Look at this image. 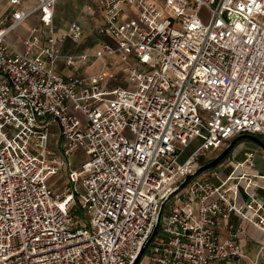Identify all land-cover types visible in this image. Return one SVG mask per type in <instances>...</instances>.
I'll return each instance as SVG.
<instances>
[{
	"label": "built area",
	"instance_id": "obj_1",
	"mask_svg": "<svg viewBox=\"0 0 264 264\" xmlns=\"http://www.w3.org/2000/svg\"><path fill=\"white\" fill-rule=\"evenodd\" d=\"M57 1L8 0L0 17V264H132L199 162L264 136V0H96L107 40L78 54L62 48L83 28L76 18L56 35ZM34 14L40 26L18 49L8 37ZM60 60L101 67L65 77ZM77 153L86 159L73 164ZM253 156L245 150L218 184L196 177L171 195L149 264H259L264 244L244 263L238 241L243 223L264 235Z\"/></svg>",
	"mask_w": 264,
	"mask_h": 264
},
{
	"label": "crops",
	"instance_id": "obj_2",
	"mask_svg": "<svg viewBox=\"0 0 264 264\" xmlns=\"http://www.w3.org/2000/svg\"><path fill=\"white\" fill-rule=\"evenodd\" d=\"M36 3H37V0H23L24 9L25 10L32 9L36 5ZM85 5L87 7H89L90 9L86 12V14L82 15L83 18H79L78 17L79 14H77V16H74L76 14V11H78L77 13H79L81 9H85V7H86ZM8 7H9L8 0H0V17L8 9ZM73 9H74V12H73ZM75 9H76V11H75ZM70 12H72V13L70 14ZM64 13H66V19L68 20V22L66 24H64L62 22V19H61V17L63 16ZM76 18L79 19L82 28H87V27H89L90 24L95 23V25H97L96 33L99 37V41H106L107 40L104 36H102L99 33V29L101 27L102 20L100 17V12H99L96 0H58L56 2V5H55L54 19H53L56 35L60 36V35L64 34L68 24L70 22H72L73 20H75ZM38 26H40L39 15L34 14L27 21H25L23 24H21L19 27H17V29L15 31H13V32H17V33L18 32L22 33L21 36L15 35V37L18 39L19 47L15 46V44H13V45L15 47H17L18 49H20L22 47V40L26 37L29 29L32 27H38ZM13 32L11 34H13ZM10 35H9V37H10ZM73 43L70 40H67L65 42V44L62 48V50L65 54H72L71 44H73ZM76 54H78V53H76ZM86 64L81 66L78 70H74L71 68H66L63 64V61L60 60L57 62L56 71H57V73L61 74L62 76H65V77L66 76L86 77V76L92 74V73L86 74L85 76H84V74H82V71H85V69L87 67ZM89 65H90V63H89ZM237 147L238 148L232 152L233 153L232 159L236 158L240 154L238 152L241 150H243L241 153L242 158H243V152L246 150L245 147H248L247 149L254 153L253 165H252L251 169L249 170L250 176L260 177V178L264 177V152L261 151V149L258 147L247 146V145H244V143L239 144ZM242 158L239 161H241ZM229 160L231 161V159H229ZM239 161H236V162H239ZM227 162L228 161L222 162L220 165L216 166L215 168L211 169L210 171H206V172L202 173L198 177L211 176V180L213 181V183L218 184L219 180H223L233 170V167L236 163L235 162L231 166H228ZM238 172H241V171H237L236 174ZM259 183H262V181H259ZM251 191L256 193L258 198L264 197V193H263V191H261V189H252ZM239 200L240 201L241 200L246 201V198H244V196L242 195V196H240ZM230 222L236 223V222H238V219L232 216L230 218ZM242 230L244 231V233H241L239 235L238 241H239L241 249L244 253V249L246 247L245 235L247 232H249L250 234H252L255 237H261L264 235L247 223L242 224ZM227 235H228L227 229L223 228L221 233H220V236L222 238H224ZM261 245L262 244L258 243L257 250ZM257 250L255 251L253 258H250L247 256V258L243 262L247 263V262H250L251 260H253L256 256Z\"/></svg>",
	"mask_w": 264,
	"mask_h": 264
},
{
	"label": "rangeland",
	"instance_id": "obj_3",
	"mask_svg": "<svg viewBox=\"0 0 264 264\" xmlns=\"http://www.w3.org/2000/svg\"><path fill=\"white\" fill-rule=\"evenodd\" d=\"M76 11V9H75ZM73 12H74V9H73ZM78 11H76V14L74 16H77V13ZM72 12H70L71 14ZM202 16H206V12L203 11L201 13ZM79 18H83V16L81 15L78 16ZM62 19V22L64 24H66L68 22V20L66 19V13L63 14V16L61 17ZM99 22V21H98ZM81 24V23H80ZM96 27L97 25H95V23H92L89 25V27L87 28H83V37L82 39H80L78 42H75L73 44H71V48H72V54H76V53H81L83 51H87V52H91L93 49L96 48V44L98 43L99 41V37L96 33ZM15 35H18V36H21L22 33L20 32H13V34L10 35V37H8V40L9 42H11L12 44H15V46L19 47V43H18V39L15 37ZM90 61L87 62L86 64V69L85 71H82V74H84V76L86 74H90V73H93L95 72L96 70H99L101 65L100 63H90ZM107 63L114 67V68H118V66L120 65V62H119V59L117 56H113L112 58H109L107 60ZM55 132H56V129H55ZM259 140H261L263 143H264V136H256ZM241 143H244V145H247V146H252V147H257V145H255L254 143L250 142V141H247V140H241L239 141V143H237L234 147V150L237 149L238 145L241 144ZM51 147L53 148L55 154H57V151L58 149H60V144H59V147L57 145H54L53 142H51ZM248 147H245L246 150ZM195 149V145L194 144H191L189 145L187 148H185L178 160L179 163H183L187 158L188 156L192 153V151ZM233 150V151H234ZM232 151V152H233ZM242 151H239L238 153H240L236 158H233L232 159V156H233V153L230 152L228 153V155L223 159L222 162L224 161H228L227 164L228 166H231L233 163H235L236 161H239L241 158H242ZM217 155L216 154H213L212 157L206 161H201L199 162V167L210 162L212 158H215ZM231 157V158H230ZM86 159V157L81 154V153H77V154H72V156L70 157V162L73 163V164H78L80 163L81 161H84ZM231 159V161L229 160ZM222 162H220L218 165H220ZM217 165V166H218ZM75 168V166H73ZM215 168V167H214ZM212 168L206 170V171H210ZM204 171V172H206ZM203 172V173H204ZM240 172H238L237 174H239ZM202 174V173H201ZM201 174H198V176H200ZM196 176V177H198ZM64 178H63V175L62 174H57L56 176H53V177H50V186H53L55 189H58L60 190L62 188V186L64 185ZM182 190V189H181ZM180 200H184V197H180ZM173 204V197H171L164 205V208H169L171 205ZM72 215L76 216V217H83V214L80 210L78 211H72L71 212ZM162 216H163V213H162ZM157 235H160V229L158 227L157 229V232H156V235L153 237V239L151 240V242L149 243V245L147 246V248L145 249L142 257L140 258L138 264H149V256H150V248L151 246L155 243V240H156V236ZM245 239H246V247L244 249V253L246 254V256L250 257V258H253L254 257V254H255V251L257 250V246H258V243L260 244H264V236H261V237H255L253 236L252 234H250L249 232L246 233L245 235ZM230 264V263H229ZM259 264H264V250L262 251V258L261 260L259 261Z\"/></svg>",
	"mask_w": 264,
	"mask_h": 264
},
{
	"label": "water",
	"instance_id": "obj_4",
	"mask_svg": "<svg viewBox=\"0 0 264 264\" xmlns=\"http://www.w3.org/2000/svg\"><path fill=\"white\" fill-rule=\"evenodd\" d=\"M241 140H247L250 141L252 143H254L255 145H257L258 148L261 149V151L264 152V143L259 140L257 137L255 136H251V135H241L238 136L236 138H234L233 140H231L219 153L218 155L213 158L210 162L198 167L196 170H194L192 173H190L189 175H187L184 179H182L178 185L171 191V193L162 201L158 213L156 215L151 233L149 234L148 238L146 239L145 243L143 244L137 258L135 259V261L132 264H138L140 258L142 257L145 249L147 248V246L149 245V243L151 242V240L153 239L154 235L156 234V231L158 229L159 223H160V218H161V214H162V209L164 204L169 200V198L171 197L172 194L180 191L181 189H183L186 184L188 182H190L192 179L196 178V176L198 174L203 173L204 171L218 165L227 155L228 153L232 152L234 150V147L237 143H239V141Z\"/></svg>",
	"mask_w": 264,
	"mask_h": 264
},
{
	"label": "trees",
	"instance_id": "obj_5",
	"mask_svg": "<svg viewBox=\"0 0 264 264\" xmlns=\"http://www.w3.org/2000/svg\"><path fill=\"white\" fill-rule=\"evenodd\" d=\"M222 161H223V160H222ZM222 161H221V162H222ZM216 166H217V165H216ZM216 166H214V167H216ZM214 167H213V168H214ZM197 176H198V175H197Z\"/></svg>",
	"mask_w": 264,
	"mask_h": 264
},
{
	"label": "flooded vegetation",
	"instance_id": "obj_6",
	"mask_svg": "<svg viewBox=\"0 0 264 264\" xmlns=\"http://www.w3.org/2000/svg\"><path fill=\"white\" fill-rule=\"evenodd\" d=\"M255 137H256V136H255ZM216 155H218V153H217ZM212 159H213V158H212ZM212 159H211V160H212Z\"/></svg>",
	"mask_w": 264,
	"mask_h": 264
}]
</instances>
